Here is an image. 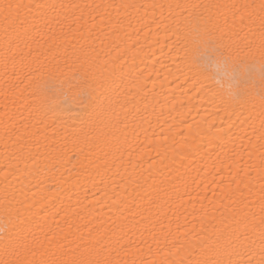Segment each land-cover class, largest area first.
<instances>
[{
    "label": "snow or ice",
    "instance_id": "obj_1",
    "mask_svg": "<svg viewBox=\"0 0 264 264\" xmlns=\"http://www.w3.org/2000/svg\"><path fill=\"white\" fill-rule=\"evenodd\" d=\"M0 264H264V0H0Z\"/></svg>",
    "mask_w": 264,
    "mask_h": 264
}]
</instances>
